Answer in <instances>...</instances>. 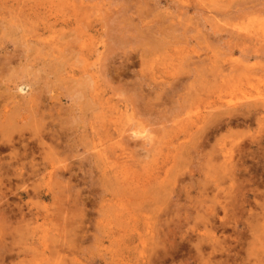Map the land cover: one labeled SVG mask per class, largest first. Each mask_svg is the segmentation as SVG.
<instances>
[{
	"label": "rangeland",
	"instance_id": "1",
	"mask_svg": "<svg viewBox=\"0 0 264 264\" xmlns=\"http://www.w3.org/2000/svg\"><path fill=\"white\" fill-rule=\"evenodd\" d=\"M0 54V264H264V0H0Z\"/></svg>",
	"mask_w": 264,
	"mask_h": 264
},
{
	"label": "bare ground",
	"instance_id": "2",
	"mask_svg": "<svg viewBox=\"0 0 264 264\" xmlns=\"http://www.w3.org/2000/svg\"><path fill=\"white\" fill-rule=\"evenodd\" d=\"M156 1V0H155ZM146 3H148V2H146ZM159 3V2H158ZM148 5V4H147ZM137 6V5H136ZM160 6V5H159ZM96 11V10H95ZM123 12V11H122ZM135 14V13H134ZM152 15V14H151ZM144 16V15H143ZM16 20V19H15ZM13 24H15V23H13ZM152 27V26H151ZM20 29V28H19ZM18 29V30H19ZM141 29V28H140ZM142 30V29H141ZM137 32V31H136ZM144 32V31H143ZM67 33V32H66ZM145 33V32H144ZM149 34V33H148ZM143 35V34H142ZM150 35V34H149ZM35 39V38H34ZM3 40V39H2ZM43 40V39H42ZM25 41V40H24ZM13 43V42H12ZM18 43V42H17ZM20 43V42H19ZM33 43V42H32ZM50 44H51V42H50ZM101 44H103V43H101ZM21 45V44H20ZM27 45V44H26ZM18 46V45H17ZM32 46V45H31ZM7 47H9V46H7ZM6 47V48H7ZM21 47V46H20ZM102 47V46H101ZM15 49H16V47H15ZM20 50V49H19ZM24 50H26V49H24ZM23 50V51H24ZM18 51V50H17ZM10 53V52H9ZM49 53V52H48ZM51 53V52H50ZM21 54V53H20ZM1 55V54H0ZM6 55H7V53H6ZM5 55V56H6ZM48 56H49V54H48ZM68 56V55H67ZM25 57V56H24ZM78 57V56H77ZM7 58V57H6ZM9 58V57H8ZM27 58V57H26ZM58 58V57H57ZM103 58V57H102ZM2 59V58H1ZM95 60V59H94ZM3 60H1V62H2ZM13 61V60H12ZM82 61V60H81ZM86 61V60H85ZM97 61V60H96ZM5 62H6V60H5ZM23 62V61H22ZM94 62V61H93ZM92 62V63H93ZM9 63V62H8ZM57 63V62H56ZM15 64V63H14ZM2 65H5V64H2ZM96 65V64H95ZM0 66H1V63H0ZM34 66V65H33ZM40 66V65H39ZM4 66H1V68H3ZM30 67H32V65L30 66ZM48 67V66H47ZM0 68V69H1ZM62 68V67H61ZM4 69H5V67H4ZM73 69V68H72ZM93 69V68H92ZM1 70H3V69H1ZM104 71V70H103ZM24 73V72H23ZM90 73V72H89ZM104 74V73H103ZM1 75V74H0ZM3 75V74H2ZM89 75V74H88ZM107 80V79H106ZM104 82V81H103ZM227 82V81H226ZM2 84V83H1ZM7 84V83H6ZM25 85V84H24ZM28 85V84H27ZM26 85V86H27ZM19 86V85H18ZM65 87V86H64ZM19 89H20V91L22 92H24V90H25V86L23 87L22 85H20L19 87H18ZM28 87H26V89H27ZM75 88V87H74ZM17 89V88H16ZM104 90V89H103ZM107 90V89H106ZM25 93V92H24ZM17 95V94H16ZM0 96H2V94L0 95ZM12 96V95H11ZM1 98V97H0ZM2 98H3V96H2ZM13 98H15V97H13ZM23 98V97H22ZM100 99H101V97H100ZM103 99V98H102ZM1 100V99H0ZM25 100V99H24ZM29 101L30 99L28 98V99H26V101ZM34 100V99H33ZM37 103V102H36ZM4 104V103H3ZM39 105V104H38ZM37 105V106H38ZM1 106V105H0ZM36 106V105H35ZM259 106V105H258ZM16 108H17V106H16ZM27 108V107H26ZM21 109V108H20ZM261 110V109H260ZM38 111V110H37ZM42 111V110H41ZM100 119V118H99ZM115 142H116V140H115ZM123 147H124V145H123ZM17 152V151H16ZM12 167V166H11ZM7 172V171H6ZM25 176V175H24Z\"/></svg>",
	"mask_w": 264,
	"mask_h": 264
}]
</instances>
